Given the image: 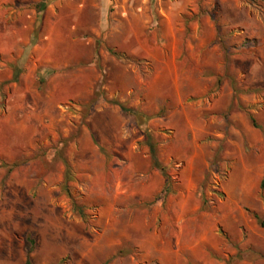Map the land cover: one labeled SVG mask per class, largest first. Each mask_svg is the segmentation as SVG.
I'll list each match as a JSON object with an SVG mask.
<instances>
[{
	"label": "rangeland",
	"instance_id": "rangeland-1",
	"mask_svg": "<svg viewBox=\"0 0 264 264\" xmlns=\"http://www.w3.org/2000/svg\"><path fill=\"white\" fill-rule=\"evenodd\" d=\"M82 3L0 56V264H264V0Z\"/></svg>",
	"mask_w": 264,
	"mask_h": 264
},
{
	"label": "crops",
	"instance_id": "crops-1",
	"mask_svg": "<svg viewBox=\"0 0 264 264\" xmlns=\"http://www.w3.org/2000/svg\"><path fill=\"white\" fill-rule=\"evenodd\" d=\"M43 1L44 5H42ZM63 1L66 0H0V56L4 58L2 66H6L7 71L10 67L14 68L12 71L15 72V78L20 70L24 71L28 66L25 63L28 57L35 58V66L45 59L43 50H49L50 45H46L45 49L40 47L39 26L41 22H45L48 11L55 13L57 8L60 11L64 5H67L63 4ZM84 1L86 0H83L76 10H82ZM101 2L105 6L109 0H101ZM51 19L54 22L55 16L48 17V23H51Z\"/></svg>",
	"mask_w": 264,
	"mask_h": 264
},
{
	"label": "trees",
	"instance_id": "trees-1",
	"mask_svg": "<svg viewBox=\"0 0 264 264\" xmlns=\"http://www.w3.org/2000/svg\"><path fill=\"white\" fill-rule=\"evenodd\" d=\"M44 4H45V2L43 1V2H42V5H44ZM153 158H154L155 161H156V165H157L158 167H160L161 169H163V167L160 165V162L158 161V159L156 160V155H155V153L153 154ZM67 180H68V174H67ZM66 182H67V181H66ZM168 188H169V187L166 185V188H165L166 191H165V193L168 192V191H167ZM75 206H76L77 208H80V209H79V210H81V211H79L80 214L86 217V213L84 212V209L81 208L80 205H75ZM257 217H258V216H257ZM261 224L264 226V219L261 220ZM26 264H32V261H31V259H30L29 257L27 258Z\"/></svg>",
	"mask_w": 264,
	"mask_h": 264
}]
</instances>
